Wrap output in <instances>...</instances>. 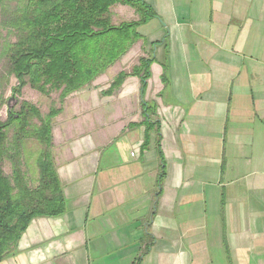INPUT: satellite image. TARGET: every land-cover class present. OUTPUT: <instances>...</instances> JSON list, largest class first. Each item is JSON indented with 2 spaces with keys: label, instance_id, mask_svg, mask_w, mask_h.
<instances>
[{
  "label": "crops",
  "instance_id": "crops-1",
  "mask_svg": "<svg viewBox=\"0 0 264 264\" xmlns=\"http://www.w3.org/2000/svg\"><path fill=\"white\" fill-rule=\"evenodd\" d=\"M142 1L150 77L105 93L117 61L54 105L66 209L0 264H264V0Z\"/></svg>",
  "mask_w": 264,
  "mask_h": 264
},
{
  "label": "trees",
  "instance_id": "trees-1",
  "mask_svg": "<svg viewBox=\"0 0 264 264\" xmlns=\"http://www.w3.org/2000/svg\"><path fill=\"white\" fill-rule=\"evenodd\" d=\"M10 1L0 0V30L8 32L0 38L6 63L2 76L15 79L10 87L15 95L25 86L44 96L57 91L59 103L124 57L143 39L137 27L156 16L142 0ZM116 3L134 8L138 18L112 24L110 8ZM153 60L140 56L129 72L117 73L105 93L119 89L129 75L138 76L144 88ZM4 102L1 93L0 105ZM142 107L151 110L144 101ZM59 112L51 105L42 114L38 105L22 100L17 111L0 119V261L15 251L32 219L58 216L66 209L53 156L52 121Z\"/></svg>",
  "mask_w": 264,
  "mask_h": 264
},
{
  "label": "rangeland",
  "instance_id": "rangeland-1",
  "mask_svg": "<svg viewBox=\"0 0 264 264\" xmlns=\"http://www.w3.org/2000/svg\"><path fill=\"white\" fill-rule=\"evenodd\" d=\"M11 5L14 4V1H10ZM6 8H9V6H5ZM0 17H1V12H0ZM146 28L142 29V33L146 34L145 31ZM8 32L4 29L0 30V38L3 39L6 37ZM9 39L12 41L15 40V36L13 34H9ZM145 40V39H144ZM136 60V55L133 56V60ZM4 65H6L4 59L0 55V95L2 93L3 98L5 99L4 103H1L0 105V119L4 120L7 116V113L9 110L17 111L20 106V101L22 100H27L30 101L36 105L39 106L41 109L42 114L45 113L48 110V107L51 105H56L58 103V92L53 91L49 96H44L41 95L39 92L29 88L28 86L23 87L21 94L20 95H15L11 92L10 87L16 84V81L13 77H10L9 80H5L4 77L2 76L4 73ZM121 67L125 68L127 70V66L131 68L133 65L129 63L127 65V54L122 57L118 61V64ZM4 170L5 172L9 173V165L5 163L4 165ZM35 176V174H33Z\"/></svg>",
  "mask_w": 264,
  "mask_h": 264
}]
</instances>
